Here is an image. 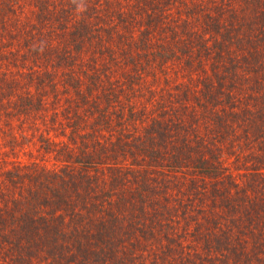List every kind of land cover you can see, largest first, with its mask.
Segmentation results:
<instances>
[{
    "label": "trees",
    "instance_id": "1",
    "mask_svg": "<svg viewBox=\"0 0 264 264\" xmlns=\"http://www.w3.org/2000/svg\"><path fill=\"white\" fill-rule=\"evenodd\" d=\"M200 1L197 8L204 7L206 26L190 28V35L176 32L199 25L190 17L169 23L170 9L175 6L181 14L187 0H147V6H139L146 10V32L160 27L167 40L163 50L156 51L148 36L155 53L147 55L148 61L153 64L160 57L167 63L180 53L187 77L191 75L190 84L167 75V81H177L184 90L168 93L184 106L167 112L161 105L169 121L161 122L159 130L150 127L134 143L121 135L108 145L99 139L87 142V147L81 144L79 153L72 150L69 170L37 172L21 162L6 169L8 164L0 160V167L6 166L0 169V264H264V173L251 174L249 182L259 197L247 191L233 197L226 191L222 155L206 156V145H192L188 131L177 132V140L165 134L173 124L183 127L176 118L180 110L188 111L192 94L198 118L209 117L218 128L226 127L234 141H245L250 152L235 154L242 163L255 153L252 137L261 127L259 157L264 161V0H242L238 5L236 0ZM127 15L122 20L134 23L136 15ZM206 27H213L217 36L213 49L203 43ZM212 53L229 62L208 68L212 64L206 55ZM241 68L247 86L237 79ZM104 119L112 124L111 115ZM0 131L10 134L1 124ZM156 133L159 138L153 137ZM19 144L14 138L7 147L16 154ZM110 149L116 155L109 154ZM229 152L235 153L232 146ZM121 160L127 165H119ZM7 180L15 184L13 193L7 192Z\"/></svg>",
    "mask_w": 264,
    "mask_h": 264
},
{
    "label": "rangeland",
    "instance_id": "2",
    "mask_svg": "<svg viewBox=\"0 0 264 264\" xmlns=\"http://www.w3.org/2000/svg\"><path fill=\"white\" fill-rule=\"evenodd\" d=\"M146 1L0 0V124L10 131L4 136L0 131V156H3L0 160L8 164L6 169L21 162L27 165L25 168L37 172L44 169L69 170L74 163L72 150L79 153V145L87 147L98 139L108 145L121 135L129 142H137L150 127L151 130L152 127L159 130L161 122L169 121L161 111V105L168 109L167 112L174 108L183 109L184 101L177 100L175 96L172 99L167 90L176 94L184 90L178 89L177 81L171 78L167 81V75L190 84L191 75L187 77L183 68L185 56L179 53L167 63L158 57L159 61H153L154 65L148 61L147 55L154 57L155 54L147 44L148 36L156 51L163 50V42L167 40L160 27H153L150 34L146 32V10H140ZM240 2L242 0H236L235 4ZM187 3L181 14L175 6L170 9L172 21L169 22L175 24L176 18L183 20L190 17L199 24L176 30L186 35L190 28L205 27L207 18L203 17L204 7L198 11L200 0H187ZM202 6L207 9L205 4ZM129 13L136 15V22L128 24L129 21L122 20V16L127 18ZM195 15H200V18L195 20ZM204 31L203 43L213 49L211 45L217 37L215 30L206 27ZM246 38L235 37L234 40L245 41ZM229 47L232 46H227L225 52ZM232 51L234 49L228 52ZM206 58L212 64L207 67L212 70L215 63L222 65L229 62L214 53L206 55ZM134 61L138 65L134 66ZM240 72L246 70L241 68L237 79L247 86ZM194 76H197L196 72ZM190 98L188 111L183 113L180 110L181 117L176 118L183 127L173 124L165 130V134L177 140V132L184 134L188 131L192 145H206V156L222 155L227 192L235 197L247 191L253 198L259 197L258 191H253L249 182L251 174L264 173V161L259 157L262 128L257 127L258 134L252 137L255 153L249 161L242 163V157L237 160L235 154L250 152L244 146L245 141H234L226 132V127L218 128L209 117L198 118L193 112L192 94ZM105 114L112 116L111 125L106 123ZM191 114L198 127L196 132ZM186 126L192 129H186ZM153 137L160 136L156 133ZM14 138L20 141L16 154L7 147V142ZM198 138H201L200 142ZM231 146L235 153L229 152ZM96 151L95 148L92 153ZM107 152L116 155L111 149ZM147 159L150 162V158ZM131 161L132 156L128 158V163ZM124 164L127 165L123 160L119 163ZM5 167L3 165L0 169L4 171ZM15 172L18 174L19 171ZM5 184L11 187L8 193L15 191V184L11 181L7 180ZM207 188H212L210 182Z\"/></svg>",
    "mask_w": 264,
    "mask_h": 264
},
{
    "label": "clouds",
    "instance_id": "3",
    "mask_svg": "<svg viewBox=\"0 0 264 264\" xmlns=\"http://www.w3.org/2000/svg\"><path fill=\"white\" fill-rule=\"evenodd\" d=\"M78 7L82 9L83 8V5H79Z\"/></svg>",
    "mask_w": 264,
    "mask_h": 264
}]
</instances>
